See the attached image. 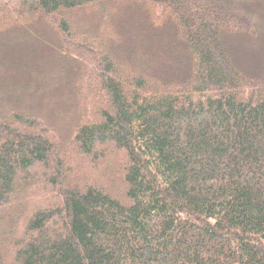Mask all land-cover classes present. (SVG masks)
<instances>
[{"label": "trees", "instance_id": "1", "mask_svg": "<svg viewBox=\"0 0 264 264\" xmlns=\"http://www.w3.org/2000/svg\"><path fill=\"white\" fill-rule=\"evenodd\" d=\"M112 2L142 4L135 32L169 59L116 29ZM236 6L0 0V264H264V78L236 53L263 28ZM89 7L97 34L73 19ZM35 24L72 68L59 121L27 102L31 78L10 85L3 45Z\"/></svg>", "mask_w": 264, "mask_h": 264}, {"label": "rangeland", "instance_id": "2", "mask_svg": "<svg viewBox=\"0 0 264 264\" xmlns=\"http://www.w3.org/2000/svg\"><path fill=\"white\" fill-rule=\"evenodd\" d=\"M235 2L236 7L242 8L244 12H250L261 22L262 31L258 39L250 40L247 36H242L236 40L237 54L241 58V63L246 72L251 75L264 78V0H232ZM113 20L116 29L118 26L125 28L129 31L131 36L136 37V43L143 49L142 45H147L149 50L157 57L163 58V61L169 59V55L164 56V52L167 50L166 41L163 38L156 40L154 35L151 38H144L143 33L141 36L136 34L138 29L137 23L139 20L144 21V12L142 10V4H136L134 2H112ZM73 19L80 29L87 31L91 34H97L101 29V19L99 10L96 7H89L78 9L73 14ZM138 20V21H137ZM145 26L147 22L141 23ZM32 33L37 37L31 36V40L27 42H15L6 43L3 45V56L7 60L8 74H11L10 81L13 90L19 89L18 85L29 86L30 78L32 80V88L28 96L32 100L34 107H38L37 110L44 114L53 115V120L59 121L67 117V112L74 109L75 96L72 84V68L68 65L61 63L59 55H56L52 50L51 43H54L48 35L53 34L49 31L46 32V28L40 24H35L32 27ZM24 31L29 32L27 29ZM158 32L157 27L152 28L149 32L151 34ZM46 35L45 40L38 39L40 35ZM16 36H18L16 34ZM25 37V36H23ZM43 38V39H44ZM34 40H42L40 44L34 43ZM49 40V41H48ZM162 41L163 46L159 47L158 41ZM17 41V40H15ZM20 41V40H19ZM129 42V41H128ZM135 42V41H134ZM115 42H113V45ZM166 49V50H165ZM171 60V59H170ZM31 61V62H30ZM9 63L12 64V68L9 67ZM30 64H35V67L31 68ZM20 69L30 70L29 77L24 76ZM60 73V82L56 81V76H52V73ZM52 72V73H50ZM43 73H49L44 78ZM44 81V82H43ZM43 82V85H41ZM28 86L25 88H28ZM17 91V90H15ZM50 101V102H49ZM74 116V115H73Z\"/></svg>", "mask_w": 264, "mask_h": 264}]
</instances>
